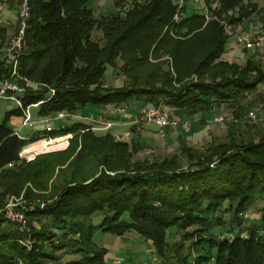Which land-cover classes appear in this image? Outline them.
Wrapping results in <instances>:
<instances>
[{
    "label": "trees",
    "instance_id": "obj_1",
    "mask_svg": "<svg viewBox=\"0 0 264 264\" xmlns=\"http://www.w3.org/2000/svg\"><path fill=\"white\" fill-rule=\"evenodd\" d=\"M88 2L28 0L25 42L17 57V72L26 79L18 80L26 89L23 106L7 110L0 121V208L10 195L51 198L26 213L28 231L0 215V264H47L61 254L72 257L60 264H108L107 249L93 240L96 230L117 236L134 232L168 264L173 228L181 240H190L179 264H264V213L248 222L243 217L264 196V124L253 132L252 125L243 128L236 120L244 106L239 100L264 82V68L253 57L244 65L221 58L228 36L219 21L238 25L254 5L203 0L216 17L206 22L203 6L186 0L176 22L177 0H132L99 16ZM94 31L101 37L95 39ZM7 38L0 23V79L11 71L2 54ZM118 61L127 81L108 86L102 82L105 71ZM193 75L198 78L190 79ZM132 102L168 106L177 120L227 103L236 121L228 123L223 140L204 148L182 141L169 155L143 157L140 142L119 139L110 130L98 133L82 120L28 135L9 123L35 103L37 116L49 118L90 105ZM67 134L71 138L63 150L29 161L20 157L28 144ZM221 211L231 212L235 230ZM96 214L102 218L94 224ZM223 230L230 236H221ZM181 247L182 242L174 245L176 255Z\"/></svg>",
    "mask_w": 264,
    "mask_h": 264
},
{
    "label": "rangeland",
    "instance_id": "obj_2",
    "mask_svg": "<svg viewBox=\"0 0 264 264\" xmlns=\"http://www.w3.org/2000/svg\"><path fill=\"white\" fill-rule=\"evenodd\" d=\"M132 0H89L88 4L91 6L94 10V15L99 16L101 14H107L111 11L117 10V6L123 5L124 7H128L131 5ZM191 3V1H188ZM252 3L254 5V10L250 11V14L247 18H244V20L240 23V27L242 28L240 30H237L236 27L238 25H232L225 19H220V24H222L225 34L228 36V41L226 44L225 52L221 56L222 59H227L228 62H235L239 65H244L245 61L248 57H253L255 61L259 62L261 67L264 68V49L262 50H246L243 49L239 44L236 43V37L244 30H252V31H264V0H245V4ZM193 4V3H191ZM216 2L212 3V7L216 6ZM20 5V0H9L8 2L0 4V23L1 21H5L7 24V27L12 29V26H10L11 15L13 14L16 19L15 21V27L18 24V9ZM196 6L195 4H193ZM204 10L205 14V20L206 22L210 19L216 18L215 16H212L209 14L207 5L203 2L202 4H197L198 9ZM195 8V7H194ZM181 7L177 8L176 13L174 14V20L177 22L181 15L180 11ZM231 13V12H230ZM229 13V14H230ZM246 24L247 26H243ZM12 25V24H11ZM17 30V27H16ZM16 33V32H15ZM173 36H176L175 32H171ZM15 35V34H14ZM13 35V36H14ZM11 36V37H13ZM10 37V38H11ZM93 37L95 39H98L101 37L100 31H94ZM9 38V39H10ZM8 39V40H9ZM7 40V41H8ZM235 43V51L232 53L230 50L231 48H228L230 46V43ZM237 47V48H236ZM229 51L230 54H229ZM226 53V54H225ZM225 54V55H224ZM168 60L171 62L170 57L164 56L163 59ZM152 61H155L153 59ZM121 62L118 61V64L116 67L108 66V68L105 71L104 77L102 82L108 86H120L124 83H126L127 79L123 75L121 69H120ZM20 76V75H19ZM21 77V76H20ZM198 78L197 75H193L190 77L192 80H196ZM16 96L20 97V94H16ZM239 105H244L243 110L237 114L239 116V119L237 120V124L242 125L243 128L246 127V123L252 125L251 129L254 132L255 129L259 125L264 124V82L258 85V87L251 91L247 92L243 99L239 100ZM139 102H132L129 104H125L124 111H122L118 119L120 117H125L127 120L130 119V121L135 117V115L139 111ZM141 106V105H140ZM165 106V105H164ZM89 108L84 111V113L93 114L94 112H97L96 106L90 105ZM168 111H170L171 114H173V109L165 106ZM18 108V105L16 102L10 97L1 98L0 97V121L3 118L4 113L7 110H12ZM253 112V116H249V112ZM29 112L31 114L32 120H35V114L37 112V107H30ZM222 116L223 121L221 122H214L212 121V118L215 116ZM200 116H203L204 118H200ZM234 111L233 107L227 103H221L220 105H215L210 111L205 112L203 115L197 114L194 118L190 119L185 117L184 119L189 120L190 125V133L187 134H181V129L178 127L177 130H174L171 128V130L168 131L167 135L164 137H161L156 133L155 131L158 130L157 126L153 123H149L145 128L148 130L149 138L142 134V136H139L137 134H134L132 130H129L131 124H127L124 126V131L122 134L118 135L119 139L122 138V140L131 142V141H138L140 142V151L138 152V156H166L171 153H173L177 148L180 142H186L192 146L198 147V148H204L209 144L210 141L219 142L225 138L228 123L230 121H236L234 119ZM21 118V121L23 120V115H16L12 116L9 123L13 126L16 120H19ZM48 119L51 123V126L54 128L56 125L59 124H66V123H73L78 120H82V118L77 119L73 116H67L64 119L61 120H55L54 117L45 118ZM89 125L93 126V129L98 133H103L106 130H110V126L106 125V123H101V119H95V120H84ZM99 121V123H98ZM248 126V125H247ZM28 129V128H26ZM25 129V130H26ZM136 131V130H134ZM150 131V133H149ZM127 132V133H125ZM56 138V137H55ZM71 136H69L65 140H53L51 143L48 142L47 139H44L40 143H36L34 148H26L24 153H27V155L31 156L30 159H27L24 156H20L21 158L29 161L33 159L36 155L45 153V152H53L58 150L65 149L69 144V139ZM42 140V139H40ZM39 141V140H38ZM65 141V146L60 147L59 144ZM37 142V141H35ZM34 143V142H33ZM31 149V150H27ZM22 151V150H21ZM72 159H68L65 164H68V162ZM10 197H15L19 199L26 207H30V205L44 202L45 204L50 201L49 197H38V198H24L23 195H10L5 199L4 205L0 208V215L3 213V209L5 205L7 204ZM228 206V202H224V207ZM264 213V196L257 197L253 203L249 206L247 211L244 213V218L247 220V222L251 219H258L259 216ZM220 215H222L224 221H226L228 228L230 229H236L237 226H235L231 221V212L225 211L220 212ZM27 219V218H26ZM101 220V214H96L93 216L92 221L93 223H98ZM8 221V220H7ZM49 221V220H46ZM10 222V221H9ZM34 226L39 227V224L37 221H33L32 223ZM27 225V224H26ZM224 225V229H225ZM28 229V226H27ZM28 231V230H26ZM226 230H223L221 236L229 237L230 234L228 232H225ZM215 232H217V229H215ZM218 233V232H217ZM182 239V233L178 231L176 228H173L170 230L168 234V245H169V251H168V264H179V257L181 255L186 254L189 252L190 247V240H181ZM93 240L95 243H97L100 246H104L107 249V252L105 253L104 259L108 264H113L114 261L119 260L121 264H140L144 261L147 262H153L157 261L160 264L163 262V259L156 255L154 252L153 246L149 240H146L145 238L137 235L134 232H127L121 236H117L110 233H105L99 230H96L93 235ZM182 242V247L178 251V255L175 254L173 248L175 244H179ZM72 255L70 254H61L59 260L57 261H48L47 264H60L63 261H66L70 259Z\"/></svg>",
    "mask_w": 264,
    "mask_h": 264
},
{
    "label": "built area",
    "instance_id": "obj_3",
    "mask_svg": "<svg viewBox=\"0 0 264 264\" xmlns=\"http://www.w3.org/2000/svg\"><path fill=\"white\" fill-rule=\"evenodd\" d=\"M185 1L186 0H177L178 8L182 7ZM187 1H191V3L195 4L196 6L197 4L203 5V0ZM28 17V0H20L16 33L6 42L5 46L2 49L3 56L8 59L7 61L11 65V71L9 77L0 79V97H10V99L14 100L20 107L23 106L22 100L20 97L16 96V94L22 95L26 89L25 86L20 84L18 80L25 81L26 79L20 77L17 72V57L22 51L25 42ZM236 43L246 50H262L264 49V31L244 30L236 37ZM37 104L38 103L28 105L23 109V120L21 124L22 127H33L36 124V121L32 120L29 108L36 107ZM67 116H71V114L59 113L54 118L55 120H60L64 119ZM249 116H253L252 111L249 112ZM212 121L221 122L223 121V117L215 115L212 118ZM39 123L42 124V129H45L46 131H50L53 128L48 119H42L39 121ZM101 123H106V125L108 126L112 125V123H110L109 121H101ZM149 123H153L157 126V133L161 137L166 136V131L168 128L177 129L179 127L182 131L188 132L191 125L189 120H177L173 118L170 111H168V109H166L164 105L141 106L138 113L130 121V124L134 129H140L141 127ZM44 139H47L48 142L56 140V138L51 137H46ZM35 205H39L40 208H43L45 206V203L39 202L30 205V207L28 208L19 199L10 197L3 209V213L1 216L6 220L15 223L20 231H26L28 230L26 225V213L30 210L31 207ZM113 264H121V262L119 260H116L113 262ZM140 264L160 263L157 261H144Z\"/></svg>",
    "mask_w": 264,
    "mask_h": 264
},
{
    "label": "crops",
    "instance_id": "obj_4",
    "mask_svg": "<svg viewBox=\"0 0 264 264\" xmlns=\"http://www.w3.org/2000/svg\"><path fill=\"white\" fill-rule=\"evenodd\" d=\"M11 16V19L13 18L12 21H10V26H12V29H10L9 27H7V24L5 23V21H1V24H3L6 29H7V40L13 36L16 32V27H15V19L16 17L13 15V14H10ZM12 24V25H11ZM243 26H247L246 24H244ZM242 28V26L240 27V24H238V27H236L237 30H240ZM243 29V28H242ZM228 48H231L230 50L232 51V53H234L235 51V43H230V46ZM237 48V47H236ZM229 51V54L230 52ZM226 54V53H225ZM224 54V55H225ZM223 56V55H222ZM224 60H227V59H224ZM21 84V83H20ZM124 107L125 105H119V106H96L95 108L97 109V112H94L93 114H88V113H84V111H86V109H88L89 107L87 106L86 108L82 109L81 111L77 112V113H71V116L73 117H76L77 119L79 118H82L83 121L86 119V120H95V119H101V120H105V121H109L110 123H112V125L110 126V131L113 133L114 136H116L117 138H119L118 135L122 134L124 131H126L124 129V126H126L127 124H130V119H126L125 117H120L118 119V116L119 114L124 111ZM141 106L139 105V108ZM201 118V116H200ZM42 119H45V118H41V117H38L37 114H35V120L36 121V124L33 126V127H22L21 124H22V121H21V118L19 120H16L15 119V122L13 127L15 128V130L17 131L18 134L20 135H28L30 134L31 132L35 131V130H39V129H42V124L39 123L40 120ZM61 120V119H60ZM58 121V120H57ZM66 124H69V123H66ZM148 124L144 125L143 127H141L140 129H131V127L129 128V130H132V132H134V134H137L139 136H142L145 135L147 136L148 138L150 137L148 135V130L145 128V126H147ZM28 128V129H26ZM26 129V130H25ZM173 129V128H172ZM136 130V131H134ZM168 131L171 130V128L167 129ZM174 130H177V129H174ZM157 133V131H155ZM127 133V132H125ZM150 133V131H149ZM69 136H71V134H67V135H64V136H59V137H56L57 140H65L67 139ZM122 139V138H120ZM44 139L42 140H39L37 142H34V143H31V144H28L27 146H25L22 151L20 152V156H24L26 157L27 159H30L31 156L27 155V153H24L26 148H30L31 146H34L36 143H40L42 142ZM65 141H62L58 148H61V147H64L65 146ZM31 148H34V147H31ZM27 150H31V149H27ZM102 218V216H101ZM100 222V221H99ZM98 222V223H99ZM94 224H97L94 222Z\"/></svg>",
    "mask_w": 264,
    "mask_h": 264
},
{
    "label": "bare ground",
    "instance_id": "obj_5",
    "mask_svg": "<svg viewBox=\"0 0 264 264\" xmlns=\"http://www.w3.org/2000/svg\"><path fill=\"white\" fill-rule=\"evenodd\" d=\"M51 143V142H50Z\"/></svg>",
    "mask_w": 264,
    "mask_h": 264
}]
</instances>
